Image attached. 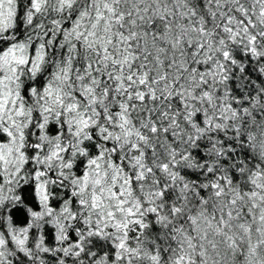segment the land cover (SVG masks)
I'll use <instances>...</instances> for the list:
<instances>
[{
    "label": "trees",
    "instance_id": "16d2710c",
    "mask_svg": "<svg viewBox=\"0 0 264 264\" xmlns=\"http://www.w3.org/2000/svg\"><path fill=\"white\" fill-rule=\"evenodd\" d=\"M233 3L234 0H0V14H6V21L0 17V81L4 57L11 53L13 60L6 67L13 73L14 99L9 111L20 131L17 148L23 160L16 177L6 182L9 188L22 179L29 182L37 160L54 179L56 170L70 162L76 147L88 136L95 142L97 169L105 189H125L134 181L137 169L133 147L149 132L153 113L159 114L162 123L167 115L163 110L171 99L167 95L173 93L176 98L188 92L198 93L199 102L192 103L190 120L184 122L189 136L182 147L190 156L183 166L206 179V195L199 209L182 211L173 206L168 222L149 240L138 264H225L229 258L231 264H264V197L254 204L246 197L248 219H237L245 231L244 241L238 243L231 229L235 208L231 198L211 190L208 180L209 168L232 175L230 162H235L238 167L243 164L242 173L247 177L255 161L262 163L258 158L241 164L231 159L229 167L221 163L220 149L235 147L222 116V100L227 96L225 91L222 93L223 82L217 74H205L208 68L204 74L200 71L203 61L230 68L225 51L236 47V41L221 16ZM240 37L253 52L264 55V40L257 29L241 31ZM233 64L237 68L232 66L230 70L234 72L229 75L239 94L230 100L250 117L256 109L264 110V103L250 101L246 106L240 93L260 85V65L252 67L257 74L254 79L240 72L239 63ZM262 67L264 70V64ZM202 76L208 77L207 82L199 79ZM3 96L0 85L1 100ZM183 100L190 99L185 96ZM51 116L58 128L55 135L43 140L36 125ZM11 140L0 127V145L9 146ZM193 152L198 153L196 157ZM161 158L163 162L171 160L167 152ZM151 169L156 172L155 164ZM233 184L238 192L245 189L239 181ZM78 198V193L69 191L64 207L69 217L87 224V230L80 226L76 232L79 247L89 249L88 244L97 239L112 238L111 221H122L123 209L106 197L93 208L79 203ZM4 215L2 208L0 264H73L58 243L51 249L39 247L31 225L26 243L12 242L4 227Z\"/></svg>",
    "mask_w": 264,
    "mask_h": 264
},
{
    "label": "rangeland",
    "instance_id": "374dc122",
    "mask_svg": "<svg viewBox=\"0 0 264 264\" xmlns=\"http://www.w3.org/2000/svg\"><path fill=\"white\" fill-rule=\"evenodd\" d=\"M0 17L4 19L6 14L3 12ZM4 20L1 27L5 25ZM221 20L233 32L236 41V47L225 51L230 68L226 65L216 67L203 61V67L200 69L202 74L205 72L203 70L208 68V73L205 74L211 71L212 76H215L214 73L219 76L223 82L222 93L225 91L229 99L228 101L223 98L221 108L225 128L233 136L235 147L225 146L220 149V158L225 160L221 163H226L228 166L227 162L231 159L240 164L249 163L253 158L255 160L258 158L262 162L255 161L247 177L242 173L243 164L238 167L235 162H230L233 172L232 175L228 174L229 176L224 175L220 170L212 168L208 170L211 190L214 188L217 194L224 193L229 196L235 207L231 229H234L235 238L240 243L244 241L245 231L237 223V219H248L246 197H249L248 200L253 204L264 197V110L256 109L257 111H253L250 117L245 116L235 101L230 100L235 98L239 91L229 74L232 72L230 70L232 66L237 68L236 64H233L237 62L240 65V72L255 79L257 74L252 68L253 65L262 67L264 64V55L260 56L253 52L240 37L241 31L251 27L257 29L264 40V0H234L233 5L222 13ZM11 56L10 53L4 57L5 68L2 70L4 74L0 81L6 96H3L2 100L0 98V127L9 135V139H12L9 146L0 145V209H5L3 222L8 238L12 242L15 240L26 243L29 239L28 226L31 225L35 230L34 240L39 247L51 249L58 243L60 248H64L68 262L73 264H138L142 252H145L149 246V240L155 238L157 230L168 222L173 206L176 205L182 211H187L189 207L199 209L203 196L206 195L204 191L207 187L206 179L183 166V162L190 156V152L182 147V142L189 136V132L184 129V122L190 120V109L199 102L200 96L191 92L177 95L176 98H174L176 94L167 95V98L171 97L173 100L170 99L163 110L167 114L166 120L161 123L159 114L153 113L151 120L153 124L149 134L146 133L147 135L133 147L137 169L132 176L134 181L125 189H105L97 169L95 142L89 140L88 136L83 137L84 139L76 147L70 162L65 166L60 165L56 170L58 173L54 179L50 171L35 159L37 161L30 181L25 182L22 179L9 188L7 184L16 177L23 163L22 152L17 148L20 131L11 120L9 111L13 107L10 102L14 99L13 73L11 69H7L11 65L10 61L13 60ZM260 66L257 81L260 85L248 88L244 94L243 91L240 93V97L248 103L246 106H249L250 101L264 103V70H261ZM189 73L192 75V72ZM199 79L207 82L208 77L202 76ZM259 93L263 94L260 96ZM185 96L190 100L184 102ZM191 100L193 102H190ZM36 127L38 135L43 140L55 135L58 128L53 116L41 120ZM194 127L195 129L198 127L196 123ZM238 147H242V150ZM40 151H42L41 147L38 148L35 156L38 157ZM163 152L169 153L171 160L161 161ZM191 154L196 157L198 153ZM151 164L157 167L156 172L151 169ZM223 170L226 171L224 167ZM219 179H222L223 184ZM234 180L239 181V185L243 184L245 189L238 192L237 186L233 184ZM60 181L63 183L60 184ZM69 191L78 193V202L89 204L92 208L99 206L100 199L106 197L116 206L119 205L118 209H123L122 221L121 219L111 221L110 234H114L112 238L97 239L88 244L89 249L79 247L76 232L80 226L83 228L86 226L87 230V224L81 221L80 223L74 219V216L72 218L65 214L67 211L64 201ZM230 261L229 258L225 264H231Z\"/></svg>",
    "mask_w": 264,
    "mask_h": 264
}]
</instances>
